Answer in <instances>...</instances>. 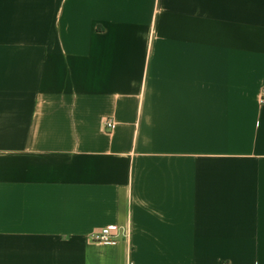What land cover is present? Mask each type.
<instances>
[{
    "label": "crops",
    "instance_id": "1",
    "mask_svg": "<svg viewBox=\"0 0 264 264\" xmlns=\"http://www.w3.org/2000/svg\"><path fill=\"white\" fill-rule=\"evenodd\" d=\"M263 89L264 0H0V264H264Z\"/></svg>",
    "mask_w": 264,
    "mask_h": 264
},
{
    "label": "built area",
    "instance_id": "2",
    "mask_svg": "<svg viewBox=\"0 0 264 264\" xmlns=\"http://www.w3.org/2000/svg\"><path fill=\"white\" fill-rule=\"evenodd\" d=\"M258 103L260 105H264V89L261 91V93L258 96ZM116 122L112 118H107L104 121V130L107 134L112 135L113 131L115 130ZM117 232V228H110L106 227L101 229L99 232H96L93 235V240L98 243H114L117 241V235L115 234Z\"/></svg>",
    "mask_w": 264,
    "mask_h": 264
}]
</instances>
